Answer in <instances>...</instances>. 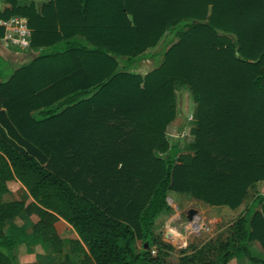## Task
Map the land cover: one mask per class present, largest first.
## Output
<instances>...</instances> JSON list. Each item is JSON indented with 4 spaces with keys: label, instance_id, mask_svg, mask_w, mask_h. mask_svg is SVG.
<instances>
[{
    "label": "trees",
    "instance_id": "obj_1",
    "mask_svg": "<svg viewBox=\"0 0 264 264\" xmlns=\"http://www.w3.org/2000/svg\"><path fill=\"white\" fill-rule=\"evenodd\" d=\"M107 1L1 0L0 19H26L30 54L0 70V264H19L20 245L52 264H172L154 233L170 191L233 210L264 181V0ZM176 84L192 102L187 151L167 138ZM12 180L33 202L4 199ZM22 213L38 218L30 230ZM58 219L79 240L61 239ZM253 242L264 250L259 193L223 241L177 264H264Z\"/></svg>",
    "mask_w": 264,
    "mask_h": 264
},
{
    "label": "rangeland",
    "instance_id": "obj_2",
    "mask_svg": "<svg viewBox=\"0 0 264 264\" xmlns=\"http://www.w3.org/2000/svg\"><path fill=\"white\" fill-rule=\"evenodd\" d=\"M116 2L117 0H109L107 1V5H110ZM41 3H44V2H41ZM168 39H169V36L165 38L163 43L159 44L156 47L149 48L147 51L153 52L156 55H159V53L163 49L165 42ZM9 41L10 40H8V42ZM6 47L15 51V53H21L24 51L28 53L30 51L29 46L28 47L18 46L14 42L13 43L9 42ZM18 64L19 62L15 61L6 67L5 64L0 62V70H3L4 73L7 74V76H9L13 72V70L18 66ZM156 66H157L156 58L143 59L138 63L137 69L134 71V73L143 77L144 75H146L147 73L155 69ZM188 94L189 92L184 87L179 86L178 84L175 85L174 95H175V101H176V115H175L174 120L169 124L167 128L168 140L170 142L179 140L183 146L182 149L184 151H187L186 147L190 143L193 142V135L190 132V128L192 126L191 124L192 122L191 121L192 102H191V107L189 109ZM11 189L13 190V186L11 187ZM15 192L20 196V193L18 191L15 190ZM257 193H259L257 188H255V186L251 187L248 190V195L245 198L244 202L242 203L241 208L243 206L245 207L247 203L251 200V198L254 197L255 194ZM12 194L10 196L6 195L4 199L9 200ZM167 203L170 206V210L164 212L163 217L160 218L156 224H154L155 226L154 231H156L155 236L159 238L160 240L159 242L161 244H169L172 247L171 251L169 252V257L167 259V261L172 264H177L181 256L183 255L190 254L189 256L191 255L193 256L194 250L200 247L203 243H205L208 240H211V241L215 240L217 242L223 241L229 235L230 225L233 223L236 217L240 214L238 212H232L230 210H226L225 212H222L220 209H211L208 214L209 216H206L211 219V222L209 224H206V222L204 223L200 220L199 222H197L196 220L188 222L187 217H186V213L188 210L190 209L202 210V209L207 208V206H205L202 203L193 201L189 197L184 196L182 194H178L173 191H170L168 193ZM195 221L201 226L199 228L198 234L191 233L189 229V226L192 225L191 223ZM57 229L61 231L62 227L60 225H57ZM166 231L167 232L170 231L174 235L175 239L169 236H166L165 238ZM65 247H67L66 244H65ZM139 248H140V245L139 247H137V250ZM181 250L182 251L185 250V251L181 252ZM213 255L214 254H210L209 257L212 258ZM42 260L43 261H40V262L44 264V258ZM55 260L56 259L54 258L52 259L51 257V259L47 261V264H52ZM37 263H39V260L37 261Z\"/></svg>",
    "mask_w": 264,
    "mask_h": 264
},
{
    "label": "crops",
    "instance_id": "obj_3",
    "mask_svg": "<svg viewBox=\"0 0 264 264\" xmlns=\"http://www.w3.org/2000/svg\"><path fill=\"white\" fill-rule=\"evenodd\" d=\"M30 2H33L35 4H41V2H45V1H43V0H25V3H30ZM5 7H7V5L2 3L0 0V11H2ZM2 21L3 20L0 19V26H1ZM29 32H30V29H29ZM29 54H30V52L27 53L26 51L21 52V53H15V51L7 48L6 45L0 40V56L3 59L2 63L5 64L6 67L15 61H18L19 64L26 62L28 57H29ZM1 73H2L1 75H2L3 79L7 77V74H5L3 70L1 71ZM12 186H13V190L11 189ZM7 188H8L7 196L8 195L10 196L13 192V194L9 200L22 201L25 203V205H28L29 203L33 202V199L29 196V194L27 193L25 188L17 180H12V181L7 182ZM255 188H257V190L259 191V194L264 195V181H259V182L255 183ZM15 190L20 193V196L15 192ZM182 195L189 197L188 195H185V194H182ZM191 200H193V199H191ZM193 201H195V200H193ZM199 203H201V202H199ZM241 205L239 207H237L236 209H233V210L229 209L226 206H218L217 207V206L205 205V206H207V208L202 209V210H195L196 211L195 220L197 222H199V220H200L204 223L206 222V224H209L211 222V219L206 217V216H209L208 214H209V211L211 209H220L222 212H225L226 210H230L232 212L241 213L245 208L244 206L241 208ZM163 215H164V212L161 213L157 217V219L155 220V224L157 223V221L160 218L163 217ZM37 221H38L37 216L27 215L25 213H22L14 221V223L17 225L23 226L27 230H30L31 227ZM57 225H60L62 227L61 231H59L57 229ZM54 226H55V230H56L57 234L64 241L79 240V237L77 236L76 232L72 229V227L70 225H68L65 221H63L62 219H58L55 222ZM154 230H155V226H154ZM154 233H156V231H154ZM170 234H172L170 231L169 232L166 231L165 232V238H166V236H169V237L175 239L174 235L173 234L170 235ZM184 239H185V237H184ZM139 245H140V242H137L136 246L139 247ZM64 252L65 253L68 252V246L64 247ZM250 252L255 257L264 258V250L256 242H253L251 244ZM18 255H19V264H42V262H40V261H43L42 260L43 258H44V264H47V261H49V259H51V257H52V259L53 258L56 259L54 254L44 253L41 251V249L39 247H35L32 253H27L24 245L19 246ZM38 260H39V263H37ZM227 264H250V263L246 258H233V259L229 260V262Z\"/></svg>",
    "mask_w": 264,
    "mask_h": 264
},
{
    "label": "built area",
    "instance_id": "obj_4",
    "mask_svg": "<svg viewBox=\"0 0 264 264\" xmlns=\"http://www.w3.org/2000/svg\"><path fill=\"white\" fill-rule=\"evenodd\" d=\"M1 26L4 28V36L1 41L6 46L9 42H14L18 46H29L30 33L27 28L26 20L24 18L18 16L11 17L7 20H3L1 22ZM8 40L10 41L8 42ZM191 224L192 225L189 226L190 232L193 234H198L199 228L201 226L196 221ZM151 254H155V249H151Z\"/></svg>",
    "mask_w": 264,
    "mask_h": 264
},
{
    "label": "water",
    "instance_id": "obj_5",
    "mask_svg": "<svg viewBox=\"0 0 264 264\" xmlns=\"http://www.w3.org/2000/svg\"><path fill=\"white\" fill-rule=\"evenodd\" d=\"M188 97H189V109H190V107H191V97H190L189 94H188ZM186 217H187L188 222H191L196 217V211L194 209L188 210L187 213H186Z\"/></svg>",
    "mask_w": 264,
    "mask_h": 264
}]
</instances>
